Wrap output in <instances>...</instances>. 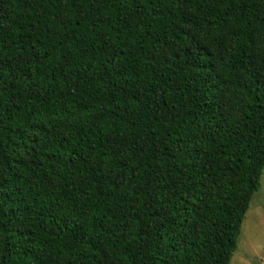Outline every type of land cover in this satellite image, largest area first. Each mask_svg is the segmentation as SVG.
I'll return each instance as SVG.
<instances>
[{"label":"trees","instance_id":"obj_1","mask_svg":"<svg viewBox=\"0 0 264 264\" xmlns=\"http://www.w3.org/2000/svg\"><path fill=\"white\" fill-rule=\"evenodd\" d=\"M264 167V0H0V264H229Z\"/></svg>","mask_w":264,"mask_h":264},{"label":"rangeland","instance_id":"obj_2","mask_svg":"<svg viewBox=\"0 0 264 264\" xmlns=\"http://www.w3.org/2000/svg\"><path fill=\"white\" fill-rule=\"evenodd\" d=\"M229 264H264V167L252 195Z\"/></svg>","mask_w":264,"mask_h":264}]
</instances>
